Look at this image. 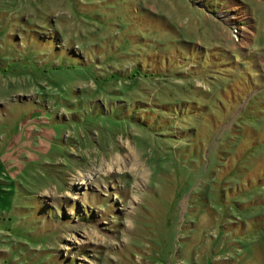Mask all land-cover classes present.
I'll return each instance as SVG.
<instances>
[{"label": "rangeland", "instance_id": "rangeland-1", "mask_svg": "<svg viewBox=\"0 0 264 264\" xmlns=\"http://www.w3.org/2000/svg\"><path fill=\"white\" fill-rule=\"evenodd\" d=\"M0 264H264V0H0Z\"/></svg>", "mask_w": 264, "mask_h": 264}]
</instances>
